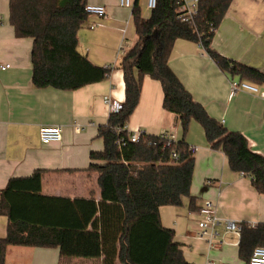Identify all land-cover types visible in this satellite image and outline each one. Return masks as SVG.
<instances>
[{
    "label": "trees",
    "instance_id": "obj_1",
    "mask_svg": "<svg viewBox=\"0 0 264 264\" xmlns=\"http://www.w3.org/2000/svg\"><path fill=\"white\" fill-rule=\"evenodd\" d=\"M232 1L200 0L197 15L188 23L178 17L175 0H156L147 18L135 0L131 8L137 39L116 64L123 72L124 99L98 126L102 150L90 153L88 170L98 175L99 198L43 195L40 169L11 177L0 190V214L7 217L6 234L0 237V264H5L10 245L56 247L61 257L103 256V264H114L116 259L122 264H190L173 229L161 224L159 208L180 206L185 197L190 205L194 201L190 194L194 157L184 140L191 120L202 126L209 146L225 154L229 167L249 176L264 194V156L249 148L241 132L211 117L168 65L173 43L181 38L199 43L221 70L264 84V72L211 47ZM86 4V0H9L8 19L15 36L32 39L34 87L75 90L108 77L113 66L94 65L77 49V32L87 22ZM145 75L161 83L162 106L179 119L183 136L169 146L160 134L146 132L138 142H130L123 129L139 102ZM172 152L177 159L172 160ZM241 224L238 254L248 263L252 250L264 245V222Z\"/></svg>",
    "mask_w": 264,
    "mask_h": 264
},
{
    "label": "crops",
    "instance_id": "obj_2",
    "mask_svg": "<svg viewBox=\"0 0 264 264\" xmlns=\"http://www.w3.org/2000/svg\"><path fill=\"white\" fill-rule=\"evenodd\" d=\"M142 17L150 15L136 0ZM9 0H0V190L11 177H23L40 169V193L71 200L99 198L97 173L88 170L90 153L103 148L97 135L110 113L105 96L123 101L122 70L116 67L121 55L136 41L132 8L118 0H86L104 6L106 14H88L77 32V49L94 65H111L108 77L75 90L51 86L36 88L31 82L32 39L17 37L8 19ZM141 5V6H140ZM211 47L219 54L264 72V0H233L217 26ZM168 65L194 100L227 129L241 132L249 148L264 156V97L246 90L230 95V81L247 80L221 70L203 47L193 41H174ZM163 91L158 80L145 75L139 102L126 123L128 130L141 129L151 135L173 133L182 138L178 117L162 106ZM61 127V139L43 143L39 128ZM184 140L196 147L190 194L180 206L159 208L160 222L174 231L184 259L190 264H247L239 257L237 238L232 244L209 246L197 237L196 211L207 199L216 204L220 219L217 229L225 230L226 220L257 224L264 222V194L249 176L233 171L221 150L212 149L202 126L191 120ZM7 217L0 214V237L6 234ZM5 264H103L96 258L61 257L56 247L10 245ZM114 264H122L118 259Z\"/></svg>",
    "mask_w": 264,
    "mask_h": 264
},
{
    "label": "built area",
    "instance_id": "obj_3",
    "mask_svg": "<svg viewBox=\"0 0 264 264\" xmlns=\"http://www.w3.org/2000/svg\"><path fill=\"white\" fill-rule=\"evenodd\" d=\"M200 0H175L177 6L178 17L181 21L191 23L193 17L197 15L199 9ZM135 0H118V4L121 7L131 8ZM156 6V0H146V8L148 10L154 9ZM85 10L88 14H95L102 17L106 14V10L102 5L86 4ZM110 66V65H107ZM10 68V64H0V69L5 70ZM239 90H246L251 93L259 94L264 97V90L260 89L257 84L250 81L239 79L230 81V95H233ZM104 102L109 107L110 112H115L121 107V101L116 99H110L105 96ZM123 129L127 130L128 139L130 142H138L145 131L141 129L128 130L126 126ZM160 136L166 140V146H169L172 141H177L173 133H161ZM61 127L58 125H44L39 128V138L43 143L55 142L61 139ZM122 143L124 141L121 139ZM151 144V142H149ZM196 147L189 146V150L193 153ZM172 160L177 159L176 152L171 154ZM197 237L204 239L209 246H221L222 244H232L227 240V235L232 234L237 238L235 244L239 242L242 224L233 220H226L224 223L225 230L220 233L217 226L220 224V219L216 214V204L207 199L197 209ZM254 226V224H249ZM196 264V263H194ZM247 264H264V245L256 246L248 259Z\"/></svg>",
    "mask_w": 264,
    "mask_h": 264
},
{
    "label": "rangeland",
    "instance_id": "obj_4",
    "mask_svg": "<svg viewBox=\"0 0 264 264\" xmlns=\"http://www.w3.org/2000/svg\"><path fill=\"white\" fill-rule=\"evenodd\" d=\"M140 6H141V5H140ZM141 8H142V9H147V8H146V0H145V2L143 3V5L141 6Z\"/></svg>",
    "mask_w": 264,
    "mask_h": 264
}]
</instances>
